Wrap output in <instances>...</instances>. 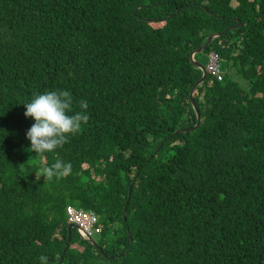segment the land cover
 <instances>
[{"label": "trees", "instance_id": "16d2710c", "mask_svg": "<svg viewBox=\"0 0 264 264\" xmlns=\"http://www.w3.org/2000/svg\"><path fill=\"white\" fill-rule=\"evenodd\" d=\"M237 19L203 48L222 76L193 90L199 124L173 134L196 122L189 52ZM57 89L72 93L70 115L87 100L90 119L38 157L24 104ZM56 159L70 173L37 180ZM68 203L95 213L100 249L75 227L67 242ZM42 254L264 264V0H0V264Z\"/></svg>", "mask_w": 264, "mask_h": 264}, {"label": "clouds", "instance_id": "9594fccd", "mask_svg": "<svg viewBox=\"0 0 264 264\" xmlns=\"http://www.w3.org/2000/svg\"><path fill=\"white\" fill-rule=\"evenodd\" d=\"M212 50L207 52V57ZM218 58L220 62L219 55ZM24 106L26 107L25 117L35 121L26 132V138L31 142L29 151L37 153L38 157H44L47 153L63 148L66 143L70 142L71 137L76 136L81 131L82 125H86L90 119L86 111L89 108L87 100L79 102L81 111L69 114L73 111V96L68 90L57 89L45 93H36L31 101L25 103ZM70 171V162L65 163L56 159L51 166H44L41 171L36 172V178L39 180L43 176L48 182L53 178L66 177ZM91 235L92 233L89 236L91 237ZM39 260L41 264H48L46 255L42 254Z\"/></svg>", "mask_w": 264, "mask_h": 264}, {"label": "water", "instance_id": "95a60500", "mask_svg": "<svg viewBox=\"0 0 264 264\" xmlns=\"http://www.w3.org/2000/svg\"><path fill=\"white\" fill-rule=\"evenodd\" d=\"M241 22H240V20L239 19H237V21L234 23V24H231V25H229V26H227V27H225L223 30H221V31H213V32H210L208 35H207V37L205 38V40L203 41V43L201 44V45H199V46H197V47H195L194 49H192L190 52H189V59L194 63V64H196V65H198L200 68H201V71H202V73H201V75H200V77L197 79V80H195L194 81V83L191 85V87H190V90H189V98H190V101H191V104H192V106H193V109H194V111H195V115H196V122L193 124V125H190V126H185V127H181V128H178V129H176L175 131H173V134H176V133H178V132H182V131H185V130H188L189 128H194V127H196L198 124H199V120H200V114H199V111H198V109H197V106H196V104H195V101H194V98H193V90H194V88L205 78V76H206V74H207V70H206V68H205V65H203L201 62H199V61H197L195 58H194V56H193V54L195 53V52H199V51H201L209 42H210V40L213 38V37H215V36H217V35H220L221 33H223L224 31H226V30H228V29H230V28H233V27H236V26H238L239 24H240ZM161 144H162V142H159L158 144H157V146H156V148H155V150H154V153H156L157 151H158V149H159V147L161 146ZM153 154H150L149 155V157H151ZM130 190H131V185L129 184V186H128V194H129V192H130ZM128 201V198L126 199V202ZM125 206L123 207V212H125ZM72 227H76V224L75 223H73V222H71V221H68L67 222V242H68V240L70 239V234H71V228ZM88 240H90L91 242H93V244L96 246V247H98L99 249H100V246L98 245V243H96L94 240H93V238L92 237H90L89 235H88V237H86ZM67 242L65 243V245H64V247H63V249H62V253L65 251V249H66V247H67ZM62 258V256L60 257V259Z\"/></svg>", "mask_w": 264, "mask_h": 264}, {"label": "built area", "instance_id": "2783aa9c", "mask_svg": "<svg viewBox=\"0 0 264 264\" xmlns=\"http://www.w3.org/2000/svg\"><path fill=\"white\" fill-rule=\"evenodd\" d=\"M206 70L214 74L218 79L222 76L218 54L213 50L209 52ZM65 211L67 220L76 224L75 228L83 238L88 237L92 233L93 225L96 222V215L93 211L78 208L71 204L65 206Z\"/></svg>", "mask_w": 264, "mask_h": 264}, {"label": "rangeland", "instance_id": "374dc122", "mask_svg": "<svg viewBox=\"0 0 264 264\" xmlns=\"http://www.w3.org/2000/svg\"><path fill=\"white\" fill-rule=\"evenodd\" d=\"M194 49V48H193ZM196 53V52H195ZM194 53V54H195ZM198 53H200V54H197V57H195V59L197 60V61H199V62H201L203 65H205V63L207 62V60H208V57H207V54H206V51H203V49L200 51V52H198ZM194 54H193V56H194ZM189 57V56H188ZM190 60V59H189ZM191 61V60H190ZM192 62V61H191ZM193 63V62H192ZM221 63H222V60H221ZM198 66V65H197ZM124 215H125V212H123V217H124ZM93 234H94V232H93ZM93 236H95V234L93 235ZM101 260H103V259H101Z\"/></svg>", "mask_w": 264, "mask_h": 264}]
</instances>
